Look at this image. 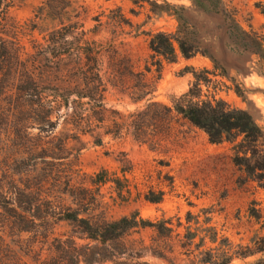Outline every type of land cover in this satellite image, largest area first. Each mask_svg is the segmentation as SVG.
I'll list each match as a JSON object with an SVG mask.
<instances>
[{
  "label": "rangeland",
  "instance_id": "obj_1",
  "mask_svg": "<svg viewBox=\"0 0 264 264\" xmlns=\"http://www.w3.org/2000/svg\"><path fill=\"white\" fill-rule=\"evenodd\" d=\"M7 2L10 6L0 17V34L18 49L24 67L36 75L49 76L51 82L39 85L49 99L56 87L65 86L58 83L59 75L72 68L68 53L83 46L84 39L95 43L109 118L117 117L115 110L127 113L144 103H133L129 97L136 83L129 70L139 72L150 61L149 34L176 29V18L167 6H182L196 37L210 53L213 41L215 55L225 71L216 69L212 60L201 53L186 59L176 48L174 61L162 59L160 72L152 70L147 75V81L155 83L152 99L171 105L192 87L194 73L200 74L205 79L199 83L202 98L214 96L232 107L247 109L264 128V76L260 73H264V66L260 69L255 57L226 50L217 29L219 19L201 12L192 0ZM222 2L234 10L243 28L264 34L260 9L264 0ZM204 4L209 6L208 2ZM53 30H59V38L47 48ZM46 55L55 57L48 62ZM123 57L132 64L122 62ZM119 73L125 74L124 84L116 77ZM62 80L65 84L67 77L64 75ZM46 110L15 107L7 96L0 100V264H85L82 257L78 262L77 258L71 259L72 250L86 254V246L95 243L76 226L59 219V210L67 207L81 210L80 216L105 220L136 211L144 219L170 220L174 228L166 238L152 228L133 230L122 240L124 249L116 248L123 253L92 264H196L194 244L193 253L188 255L179 245L187 226V212L194 216L189 223L191 229L200 226L199 235L207 226L205 216L210 218L208 225L217 233V240L210 243L207 239L204 247H211L213 252L224 248L219 242L222 238L235 247L252 244L256 236L264 235L260 223L248 213L253 206L264 218V186L243 180V172L231 161L234 142L212 143L201 129L174 118L168 130L151 137V143H141L130 134H104L102 144L96 145L86 133L80 134L79 140L68 137L59 147V138L74 134L71 107L61 106L59 118L53 113L49 121L45 120ZM102 169L108 178H118L121 186L111 181L96 185L92 178ZM18 189L25 192L19 201L24 210L20 215L2 207L5 200L1 195ZM161 192L158 203L144 198ZM30 201L36 202L31 210ZM198 241L197 236L193 242ZM94 251L108 254L113 250L96 246ZM261 256L234 257L229 264H251Z\"/></svg>",
  "mask_w": 264,
  "mask_h": 264
},
{
  "label": "trees",
  "instance_id": "obj_2",
  "mask_svg": "<svg viewBox=\"0 0 264 264\" xmlns=\"http://www.w3.org/2000/svg\"><path fill=\"white\" fill-rule=\"evenodd\" d=\"M192 1L201 12L211 14L219 19L220 24L217 29L221 34V42L226 50L240 56L255 57V64H258L260 69L263 68L264 34L253 29L243 28L236 20L234 10L223 4L222 0ZM205 2H208L209 6H204ZM9 6L7 0H0V17L5 14V10ZM260 9L264 15V6H261ZM167 10L171 11L176 18V29L172 33L158 31L149 34L150 61L146 62L143 70L139 72L134 73L129 70L131 76L136 80L133 92L129 94V97L133 103L144 101L142 105L133 110L127 113L115 110L117 117L109 118L106 116L108 111L104 102L106 85L99 68L100 54L95 43L87 39L83 40V46L74 49L75 52L68 53L67 56L72 68L67 70L68 74L59 75L61 79L58 83V85L65 86L56 87L52 98L49 99L39 89V85L43 82H51L49 76L46 73L36 75L24 67L19 61L18 49L14 47V44L5 41L0 34V100L2 96H7L10 103L18 108L20 106H28L29 109L34 110L47 108L45 111V120L47 121L50 120L53 113H56L57 119L59 118L60 115L57 111L61 106L71 107L70 118L74 134L59 138V147H63L64 141L68 137L79 140L80 134L86 133L92 136L93 143L96 145L102 144V135L104 134L113 137L130 134L141 143L147 141L151 143V137L156 136L158 132L168 130L174 118H181L204 131L212 143L234 142L231 161L243 172V180L249 179L257 182L260 186H264V128L256 122L249 110L232 107L223 99L214 96L202 98L199 83L205 79L200 74L195 73V82L192 87L179 99L172 101L171 105L152 99L155 83H149L146 79L147 75L152 70L157 73L160 72L162 59L174 61L176 48L181 56L186 59L201 53L212 60L216 69H220L223 73L225 71L217 60L213 41V52L210 53L203 48L201 40L196 37L194 25L187 21L184 15L185 8L169 5ZM58 31L53 30L49 33L47 48L50 47V44L54 45L57 42ZM53 57L55 55H48L45 60L48 61L49 58ZM124 60L127 61L128 65L132 64L129 58H121L122 62ZM260 73L264 76L263 72L260 71ZM64 75L67 77L65 84L62 80ZM124 75L119 73L116 76L122 84H124ZM236 91L239 93L237 88ZM98 128H103V132H97ZM92 179L96 185L111 181L115 184L119 183L121 186L118 178H108L105 169L97 172ZM85 191H89V189H85ZM24 193V190L20 189L15 192H1L6 204L2 207L5 209L7 206L8 212L19 213L20 215L24 210L19 206V201ZM70 195L76 199L72 191ZM144 198L149 202L158 203L162 199V192L157 195L146 194ZM35 203V201L29 202V210L35 208ZM80 213L81 210L71 207L61 208L58 212L60 220L73 224L81 234L95 243L93 246H86L88 249L86 254L79 253L75 248L72 250L71 259L76 261L77 258L78 262V259L82 257L85 264L102 262L123 253L116 251V248L122 247L124 249L122 240L126 234L133 230L152 228L158 236L163 238L170 237L174 231L170 220L152 221L144 219L136 211L110 220L96 219L91 215L83 217L80 216ZM206 213L207 210H204V214ZM248 213L264 229V218L260 209L252 206L248 209ZM195 217L198 219L199 216L196 215ZM193 218L194 216L190 212L186 213L187 226H185V231L179 239V245L187 255L193 253V250L196 251L194 254L197 259L196 264H229L234 257L246 258L258 253L262 256L251 264H264V235L256 236L252 244L235 247L231 246L227 239L222 238L219 242L224 248L219 253L213 252L211 247H204L207 239L210 243L217 240V233L212 232V226L208 225L210 218L205 216L203 220L207 224L200 230L204 232L203 235H199L200 226L195 227L194 230L191 229L189 223ZM180 225L181 222L178 220L177 227ZM197 236L199 241L193 242ZM192 244L194 245L191 251ZM96 246H100L102 249L110 248L113 251L108 254H101L94 251Z\"/></svg>",
  "mask_w": 264,
  "mask_h": 264
}]
</instances>
